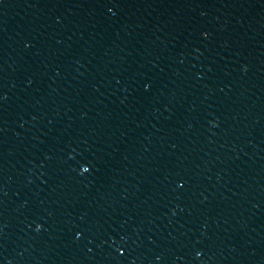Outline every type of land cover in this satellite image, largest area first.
Instances as JSON below:
<instances>
[{
  "label": "water",
  "instance_id": "95a60500",
  "mask_svg": "<svg viewBox=\"0 0 264 264\" xmlns=\"http://www.w3.org/2000/svg\"><path fill=\"white\" fill-rule=\"evenodd\" d=\"M0 264H264V0H0Z\"/></svg>",
  "mask_w": 264,
  "mask_h": 264
}]
</instances>
